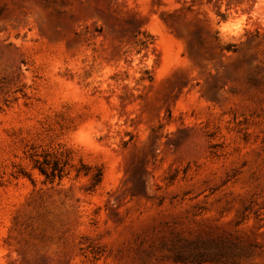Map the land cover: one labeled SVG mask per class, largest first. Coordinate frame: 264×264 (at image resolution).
<instances>
[{"label":"rangeland","instance_id":"1","mask_svg":"<svg viewBox=\"0 0 264 264\" xmlns=\"http://www.w3.org/2000/svg\"><path fill=\"white\" fill-rule=\"evenodd\" d=\"M0 264H264V0H0Z\"/></svg>","mask_w":264,"mask_h":264},{"label":"trees","instance_id":"2","mask_svg":"<svg viewBox=\"0 0 264 264\" xmlns=\"http://www.w3.org/2000/svg\"><path fill=\"white\" fill-rule=\"evenodd\" d=\"M39 170L41 171L42 174L46 175L47 177H49L47 171L43 168H39Z\"/></svg>","mask_w":264,"mask_h":264}]
</instances>
